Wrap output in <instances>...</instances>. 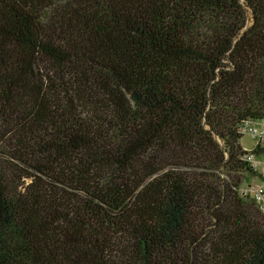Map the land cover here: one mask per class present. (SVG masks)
<instances>
[{"label": "trees", "instance_id": "trees-1", "mask_svg": "<svg viewBox=\"0 0 264 264\" xmlns=\"http://www.w3.org/2000/svg\"><path fill=\"white\" fill-rule=\"evenodd\" d=\"M260 119L264 0H0V264H264Z\"/></svg>", "mask_w": 264, "mask_h": 264}, {"label": "built area", "instance_id": "built-area-1", "mask_svg": "<svg viewBox=\"0 0 264 264\" xmlns=\"http://www.w3.org/2000/svg\"><path fill=\"white\" fill-rule=\"evenodd\" d=\"M239 130L242 134L248 133L256 139V145L254 148L257 146L264 147V119L246 120L241 124ZM243 148L246 150L244 155L245 160L250 162L254 170L258 171V173H260L263 177L261 183H254L253 185L248 184L242 191L245 193L249 190L253 192L259 206L264 211V152L257 155L253 152L254 148Z\"/></svg>", "mask_w": 264, "mask_h": 264}, {"label": "rangeland", "instance_id": "rangeland-1", "mask_svg": "<svg viewBox=\"0 0 264 264\" xmlns=\"http://www.w3.org/2000/svg\"><path fill=\"white\" fill-rule=\"evenodd\" d=\"M241 145L242 147H245L247 149H252L256 145V139H254V137L251 136L250 134L244 133L241 139ZM261 181H262V177H258V176L245 180L242 185V189H244L248 184L253 185L254 183H261Z\"/></svg>", "mask_w": 264, "mask_h": 264}]
</instances>
